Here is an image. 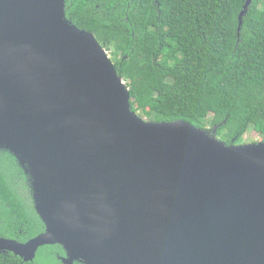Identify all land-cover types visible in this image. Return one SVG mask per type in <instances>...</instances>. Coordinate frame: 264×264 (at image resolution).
Listing matches in <instances>:
<instances>
[{"label":"water","instance_id":"obj_1","mask_svg":"<svg viewBox=\"0 0 264 264\" xmlns=\"http://www.w3.org/2000/svg\"><path fill=\"white\" fill-rule=\"evenodd\" d=\"M123 81L65 0H0V149L29 175L45 225L25 242L0 236V253L31 262L60 244L62 264H264V141L145 120Z\"/></svg>","mask_w":264,"mask_h":264},{"label":"trees","instance_id":"obj_2","mask_svg":"<svg viewBox=\"0 0 264 264\" xmlns=\"http://www.w3.org/2000/svg\"><path fill=\"white\" fill-rule=\"evenodd\" d=\"M65 0V18L94 34L126 81L130 105L148 121L217 128L226 144L264 141V0ZM225 122L223 123V121ZM25 169L0 149V236L25 242L45 225ZM60 244L33 261L0 253V264H62ZM75 264H80L75 262Z\"/></svg>","mask_w":264,"mask_h":264},{"label":"rangeland","instance_id":"obj_3","mask_svg":"<svg viewBox=\"0 0 264 264\" xmlns=\"http://www.w3.org/2000/svg\"><path fill=\"white\" fill-rule=\"evenodd\" d=\"M107 54H108V57H110L109 52H107ZM123 82L127 86L126 81H123ZM141 118L147 120L145 117H141ZM205 131H211V128L208 127L207 130H205ZM243 138L246 140L245 142L247 144L263 142L262 137L259 134H257L256 132L252 131V130H249L248 132H246V134H244Z\"/></svg>","mask_w":264,"mask_h":264}]
</instances>
